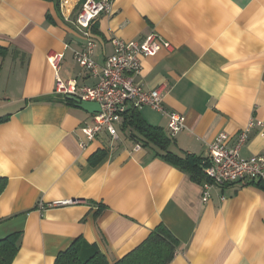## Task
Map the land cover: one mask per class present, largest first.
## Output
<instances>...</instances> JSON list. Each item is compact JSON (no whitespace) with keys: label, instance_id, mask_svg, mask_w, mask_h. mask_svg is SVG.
<instances>
[{"label":"crops","instance_id":"0c3cea01","mask_svg":"<svg viewBox=\"0 0 264 264\" xmlns=\"http://www.w3.org/2000/svg\"><path fill=\"white\" fill-rule=\"evenodd\" d=\"M63 1L76 9L70 22ZM81 1L0 0V118L9 117L0 123V240L20 234L13 264H55L75 243L115 264L160 224L180 244L171 264H264V182L213 187L205 203L207 179L136 149L121 126L117 141L106 130L87 141L95 114L57 93L58 78L98 83L75 60L87 44L73 22ZM91 31L100 67L114 37L154 33L172 45L142 57L133 79L163 87L165 109L185 117L175 153L205 158L218 135L232 144L251 119L264 121V0H112ZM53 54H63L58 78ZM139 112L169 134L165 115ZM263 151L255 130L241 155Z\"/></svg>","mask_w":264,"mask_h":264},{"label":"built area","instance_id":"2783aa9c","mask_svg":"<svg viewBox=\"0 0 264 264\" xmlns=\"http://www.w3.org/2000/svg\"><path fill=\"white\" fill-rule=\"evenodd\" d=\"M61 10L66 21L70 22L76 9L68 7L66 1H63ZM111 12L112 0H86L80 6L73 22L86 38L87 44L83 50L75 51V60L82 69L97 77L98 83L94 87L79 89L75 81L63 82L58 78L63 54H53L48 61L58 78L57 93L63 96L74 95L100 105L101 112L95 114L93 125H88L82 130L88 142L93 141L103 130H106L114 141L119 140L117 127L122 126L123 114L130 106L137 110L148 107L165 115L168 118V132L174 137L185 128V117L165 109L163 87L146 90L133 79L141 72L142 57L155 56L162 48L171 50L172 45L154 33L142 41L128 42L114 37L111 40L114 53L105 65L100 67L92 57L95 42L91 29L99 17ZM255 130H258L264 140V121L251 119L246 128L236 135L234 143L231 144L230 136L220 134L207 144V156L203 158L202 169L209 181L203 185V202L209 200L213 187L246 185L253 181L264 182V151L248 158L241 155ZM81 146L86 148L87 144L82 143ZM140 148L136 145V149Z\"/></svg>","mask_w":264,"mask_h":264},{"label":"trees","instance_id":"16d2710c","mask_svg":"<svg viewBox=\"0 0 264 264\" xmlns=\"http://www.w3.org/2000/svg\"><path fill=\"white\" fill-rule=\"evenodd\" d=\"M86 0L81 1V5ZM65 102L74 104L65 98ZM9 117L0 118V123ZM122 130L128 132L127 138L144 149H150L156 157H160L183 170L190 171L194 176L208 178L203 173V158L185 153H175L172 147L174 138L160 127L149 125L139 110L128 107L123 114ZM193 176V177H194ZM7 187V179L0 178V196ZM20 234L10 235L0 240V264H13L19 251ZM180 244L177 238L164 225L157 226L148 238L136 249L125 255L115 264H171ZM55 264H109L107 258L95 245L75 243L68 250L61 252Z\"/></svg>","mask_w":264,"mask_h":264},{"label":"water","instance_id":"95a60500","mask_svg":"<svg viewBox=\"0 0 264 264\" xmlns=\"http://www.w3.org/2000/svg\"><path fill=\"white\" fill-rule=\"evenodd\" d=\"M66 99L74 102V104L78 108H80V109H82V110H84L90 114H97V113L101 112V107L96 102L84 101V100H82L79 97L74 96V95H67Z\"/></svg>","mask_w":264,"mask_h":264}]
</instances>
